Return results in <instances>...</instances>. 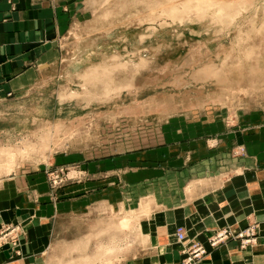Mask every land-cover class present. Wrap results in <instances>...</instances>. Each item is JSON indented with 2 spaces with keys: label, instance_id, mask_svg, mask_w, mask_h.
<instances>
[{
  "label": "rangeland",
  "instance_id": "1",
  "mask_svg": "<svg viewBox=\"0 0 264 264\" xmlns=\"http://www.w3.org/2000/svg\"><path fill=\"white\" fill-rule=\"evenodd\" d=\"M56 2V61L0 115V179L43 171L57 199L67 183L116 176L119 207L72 258L113 264L129 238L143 240L140 220L167 205L162 195L175 196L169 174L200 165L185 170L199 179L187 193L241 159L264 162V0ZM83 227L56 219L57 263L67 230Z\"/></svg>",
  "mask_w": 264,
  "mask_h": 264
},
{
  "label": "crops",
  "instance_id": "2",
  "mask_svg": "<svg viewBox=\"0 0 264 264\" xmlns=\"http://www.w3.org/2000/svg\"><path fill=\"white\" fill-rule=\"evenodd\" d=\"M61 13L56 0H0V115L17 105L19 96L35 85L43 68L56 61L64 24ZM240 162L229 163L234 172L226 177L192 183L187 193L190 182L199 179L185 176V170H193L197 164L178 172L181 178L169 174L170 181L176 180L175 196L162 195L167 205L152 208L140 220L143 240L136 244L129 238L126 258L113 264H180L182 246L174 236L177 225L183 226L186 240L206 247L207 254L194 264H264V162L250 158ZM197 171L201 173L199 167ZM116 178L67 183L58 190L57 199L43 171L15 172L0 179V229L20 224L26 231L18 248L0 245V264H72L73 255L86 248L88 235L103 234L105 210L114 213L119 207ZM62 216L85 228L73 235L67 230L63 262L57 263L55 222ZM90 217L95 218V225L90 224ZM250 224L256 227V241L249 246L240 247L235 239L214 248L207 245L209 237L220 229L237 231ZM112 246L109 248L115 249Z\"/></svg>",
  "mask_w": 264,
  "mask_h": 264
},
{
  "label": "built area",
  "instance_id": "3",
  "mask_svg": "<svg viewBox=\"0 0 264 264\" xmlns=\"http://www.w3.org/2000/svg\"><path fill=\"white\" fill-rule=\"evenodd\" d=\"M22 227L20 224H7L0 229V245L9 244L11 247L18 248ZM176 240L181 244L182 258L180 264H194L195 261L207 254L206 247L203 243L186 240L183 226H177L174 232ZM230 239L239 242L240 247L249 246L256 241L255 225H248L243 229L231 231L228 228L216 231L207 240V245L214 248ZM18 252V250H15Z\"/></svg>",
  "mask_w": 264,
  "mask_h": 264
},
{
  "label": "bare ground",
  "instance_id": "4",
  "mask_svg": "<svg viewBox=\"0 0 264 264\" xmlns=\"http://www.w3.org/2000/svg\"><path fill=\"white\" fill-rule=\"evenodd\" d=\"M13 162V159L11 158H9V160H8V162L5 164V167H4V169L5 170H9L10 168H11V165H10V163H12ZM109 249V248H108ZM113 250V249H112ZM107 252V251H106Z\"/></svg>",
  "mask_w": 264,
  "mask_h": 264
}]
</instances>
